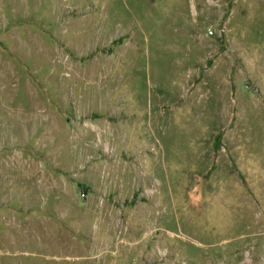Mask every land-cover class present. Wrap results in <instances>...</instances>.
I'll return each instance as SVG.
<instances>
[{
  "label": "rangeland",
  "instance_id": "1",
  "mask_svg": "<svg viewBox=\"0 0 264 264\" xmlns=\"http://www.w3.org/2000/svg\"><path fill=\"white\" fill-rule=\"evenodd\" d=\"M0 264H264V0H0Z\"/></svg>",
  "mask_w": 264,
  "mask_h": 264
},
{
  "label": "built area",
  "instance_id": "2",
  "mask_svg": "<svg viewBox=\"0 0 264 264\" xmlns=\"http://www.w3.org/2000/svg\"><path fill=\"white\" fill-rule=\"evenodd\" d=\"M212 33V32H211Z\"/></svg>",
  "mask_w": 264,
  "mask_h": 264
}]
</instances>
